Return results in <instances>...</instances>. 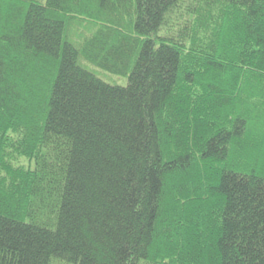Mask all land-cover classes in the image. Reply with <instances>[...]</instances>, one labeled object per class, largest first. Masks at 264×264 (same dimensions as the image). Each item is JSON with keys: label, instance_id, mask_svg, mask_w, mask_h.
Listing matches in <instances>:
<instances>
[{"label": "trees", "instance_id": "trees-1", "mask_svg": "<svg viewBox=\"0 0 264 264\" xmlns=\"http://www.w3.org/2000/svg\"><path fill=\"white\" fill-rule=\"evenodd\" d=\"M0 264H264V0H0Z\"/></svg>", "mask_w": 264, "mask_h": 264}, {"label": "rangeland", "instance_id": "rangeland-1", "mask_svg": "<svg viewBox=\"0 0 264 264\" xmlns=\"http://www.w3.org/2000/svg\"><path fill=\"white\" fill-rule=\"evenodd\" d=\"M83 64L87 68H89L91 71H93L95 74H97L99 77H101L102 79H104L105 81L109 83L119 84V85H126L128 83V77L119 76V75L110 73L84 60H83ZM16 162L17 164H22L25 166L29 164V160L24 157H18V160Z\"/></svg>", "mask_w": 264, "mask_h": 264}]
</instances>
